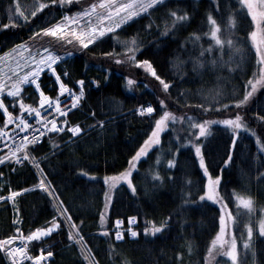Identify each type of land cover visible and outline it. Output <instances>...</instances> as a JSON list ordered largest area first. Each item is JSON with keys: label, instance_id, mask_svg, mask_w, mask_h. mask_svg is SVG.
Masks as SVG:
<instances>
[{"label": "trees", "instance_id": "trees-1", "mask_svg": "<svg viewBox=\"0 0 264 264\" xmlns=\"http://www.w3.org/2000/svg\"><path fill=\"white\" fill-rule=\"evenodd\" d=\"M90 2L91 0H73V4L67 7H71L72 12H75ZM33 3L35 0H0V24L8 23L10 16L18 15L15 12L17 6L21 10H28ZM220 3L221 11L215 12L213 0H169L167 7H179L190 14L189 19L175 34L168 37L159 36V30L164 27V20L156 17H162L163 10L154 13L151 18H136L137 22H129L131 26L121 33L122 39L139 34L144 46L142 55L138 53V58L152 60L161 75L173 80L175 86L170 89L171 95L168 96L163 93L159 81L144 69L129 63L117 64L114 59L103 56V51H111L107 45L95 48L90 45L91 50H80L71 45L62 46L50 37H42L39 41L44 46L51 43L62 56L65 50L72 53L59 62L57 72L62 74L67 70L69 77L62 76V79L72 86L78 79L83 78L85 81L82 106L73 110L69 119L79 122L86 132L72 143H68L64 135L54 137L58 142L60 137H64V142L55 150L49 140L45 139L36 148L34 155L42 158L41 166L48 173V179L56 187L60 199L69 207L73 219L78 224L83 221L81 235L99 264H125V260L131 261L132 264H206L210 243L219 228V210L209 202L197 201L205 178L191 145L180 148L174 169L161 172L165 176L163 183L152 187V170L149 166L156 164V155L159 152L157 147L155 151L150 152L149 157L140 161L138 169L133 173V182L137 187L136 195L124 187L114 193L112 204L106 211V226L112 229L113 222L119 217L125 220L122 225L125 229L127 217L135 215L138 221L133 227L141 232L139 237L128 238L126 235L123 241H114V237H104L98 229L99 214L104 209L105 186L101 178L128 167L130 156L146 138L153 123L147 116L136 115L139 105L151 103L159 111V99H165L170 111L178 116H193L197 120H219L236 111L234 105H230L227 111L213 108L204 111L198 107L213 95L227 103L228 97L233 93L242 92L247 77L257 70L249 53V44L245 42L247 33L251 30L250 17L241 10L238 0H220ZM210 11L216 16L222 29L228 24L229 16L234 19L235 26L231 35L243 49V53L226 49L223 59L226 61L229 55H232L233 60L240 63V68L236 71L230 72L229 67L219 61L216 65L209 61L201 65L188 58L190 53L192 56L198 54L199 45L194 47L187 38L194 32L207 31V14ZM59 14H63V10ZM53 17L59 18L57 11L49 14V10L45 9L38 18H34V23H30L33 28L42 27L45 26L42 20L51 23ZM149 19L154 21L152 31H141L142 25L149 23ZM156 25H159V29ZM29 35L27 26L10 25L7 29L0 28V51H7L12 45L26 40ZM207 42L208 37L202 36L200 43L207 47ZM113 47L119 52L122 46L113 43ZM176 56L183 63H178L174 68L172 64ZM106 69L111 72H106ZM125 77H132L137 81L132 90L125 87ZM93 79L100 82L99 86L92 83ZM42 81L45 91L54 96L56 93L53 88L57 87L53 84L54 78L49 79L47 75H43ZM4 99L6 104L11 101L5 97ZM27 102L32 103L33 100L29 99ZM261 108H264V89H260L243 109L249 125L264 139V122H258L254 116ZM92 111L96 114L95 120H106L103 130L98 127L88 128V125L95 123L91 118ZM179 127L178 122L177 128ZM170 131L171 129L166 130L162 135L163 145L173 139L169 136ZM179 134L185 135L183 132ZM231 135L230 131L225 130V126L213 123L208 125L207 135L199 140L203 144L202 150L210 173L220 174L223 169L222 194L227 196L228 208L233 213L234 234L241 257L245 264H264V236L253 234L250 247H244V240L247 239L245 221L249 220L250 224H253V218L264 209V152L259 150L256 138L242 130L233 150L232 162L225 166L223 161ZM175 147L177 145L173 146L172 151H175ZM12 168L16 170L12 171ZM80 168L95 173L96 179L89 180L81 176L78 171ZM0 171L5 174V185L10 183L13 189L27 188L37 183V173L29 165L20 168L7 165L1 167ZM168 171L172 174L171 180L168 179ZM243 188L245 192L243 195L239 194ZM188 193L194 203L183 206L181 210L182 197ZM235 195L252 198L254 210L251 214L237 205ZM17 200L24 233L44 224L54 214L51 198L39 189L23 193ZM169 212L175 214L170 229L156 236L143 234L146 220H163ZM14 215L12 203L0 202V238L12 233ZM67 232L68 228L64 226L43 241V244L50 246L54 252L49 264H87L81 256V247L69 243ZM110 243L113 245L111 249ZM32 251L36 254L38 246ZM0 264H7L3 253H0Z\"/></svg>", "mask_w": 264, "mask_h": 264}, {"label": "snow or ice", "instance_id": "snow-or-ice-1", "mask_svg": "<svg viewBox=\"0 0 264 264\" xmlns=\"http://www.w3.org/2000/svg\"><path fill=\"white\" fill-rule=\"evenodd\" d=\"M169 0H91L86 6L81 7L72 12L71 7L73 0H35L28 10H21L19 6L15 8L18 14L15 17L10 16L8 23L0 24V28L7 29L12 27L27 26L30 35L26 40L12 45L7 51H0V165H23L26 161L37 171V183L27 188L13 189L9 184L4 183L5 174L0 171V202L12 203L15 215L12 220L13 230L11 234L0 238V253L4 254V258L9 264H25L30 261L31 264H49L50 258L54 252L50 246L44 245L43 241L50 237L54 232L67 226V238L70 244L79 245L81 247V256L87 264H99L94 259L91 248L87 247L81 235V225L73 219L72 213L65 202L60 199V194L56 191V187L52 181L48 179V173L41 166V157L34 155V151L41 144L42 140L47 136L52 149H59L60 143L64 142V137H60L59 142L54 136L63 133L67 137V142L72 143L85 134L86 129L79 122H72L69 115L73 110H78L82 106L85 98V81L83 78L75 81V86L66 83L63 77H69L70 73L65 70L63 73L57 72L58 62H62L64 57L70 56L72 53L65 50L63 56L59 54L54 46L49 43L44 46L39 43L42 37H50L56 43L62 46L71 45L74 49H89L97 46H105L111 48V51H103L101 54L110 57L117 64L129 63L138 68H143L147 73L159 81L163 93L166 96L171 95L170 89L174 87L173 80L166 78L157 71V67L150 59L138 58V53L142 55L144 41L139 34H134L128 38H121V33L127 31L130 23H136L137 19L151 18L154 13L162 11L164 27L159 30L160 37H168L175 34L176 30L181 28L189 19V13L182 11L179 7H167ZM240 8L250 17L251 30L248 31L246 43L249 44V53L252 55L256 71L247 77L243 84L242 92H235L228 97V102L224 103L213 95L204 103L198 105L207 111L209 108L216 110L229 109L230 105H234L236 111L232 115L219 120H197L193 116L177 115L170 111L165 99H159V111L151 103L147 106L139 105L136 112L141 116H147L153 121L150 125V132L146 134V138L139 144L138 148L130 156L128 167L122 171L105 175L103 182L104 191V210L99 214L98 231L104 237H114V241H123L128 235L137 238L141 232L134 228L138 221V217L133 215L127 217L128 225L126 231L122 228L125 220L117 217L113 222V228L106 226V210L112 204L114 192L118 187L126 185L133 195L137 193V187L133 182V171L138 169V165L142 158L149 157L150 152L155 151L159 147L160 151H164L162 144V134L166 130L171 129L169 136L173 139L169 140L167 155L170 158L166 160L167 169H174L176 166V155L180 148L191 145L194 149L195 156L199 161V167L203 170V176L206 181L203 182L202 188L197 196V201L201 203L212 202L219 205L220 228L216 237L212 241V245H221L224 256L229 258L230 264H245L237 248L235 235L230 240H225V232L228 227L226 217L229 221L233 220V213L228 208L227 196L222 194L221 180L223 169L220 174L213 175L209 171V165L206 163L203 144L199 140L208 133V125L220 124L225 126V130L232 133L226 158L223 161L225 166L232 162L233 150L237 145V138L241 130L251 133L256 138V144L261 152H264V139L257 135L256 130L252 128L243 114V109L252 101L260 89H264V0H238ZM213 11H221L220 0H213ZM57 11L59 18L53 17V22L43 21L45 26L33 28L34 18H38L39 14L44 10ZM63 10V14H59ZM71 13V15H69ZM42 19V17H41ZM32 22V23H30ZM154 21L149 19V23L142 25L141 31L151 32ZM208 29L202 33H192L189 38L193 46L199 45V52L196 56L189 54V59L195 60L198 64L205 61L216 65L221 62L229 67V71H236L240 68V63L233 60V56L229 55L228 60H224L226 49L232 50L234 53H243V49L237 45L232 38V30L235 22L232 16L228 17V24L222 29L220 23L217 22L216 16L210 11L207 14ZM159 29V25H156ZM119 30V31H118ZM111 34V35H109ZM202 36L208 37L207 47L201 42ZM113 43L120 44L121 51L117 52ZM91 50V49H89ZM243 60V54L240 57ZM178 63H183L176 56L173 59L172 66L177 67ZM110 73V69H106ZM47 75L49 79L54 77L53 84L55 95H49L45 88L42 87V76ZM108 77L106 76L105 79ZM125 87L129 90L137 84L132 77H125ZM92 83L99 86V81L92 80ZM38 93V97L35 95ZM10 97L9 104L5 103L4 96ZM32 99L33 102H27ZM11 107V110H10ZM18 109V110H17ZM264 108L254 113L258 122H264ZM155 113V115H153ZM95 112H91V118L94 124L88 125V128H100L103 130L106 120H95ZM178 122L180 127L177 128ZM187 127H184V125ZM185 133L181 136L179 133ZM53 134V135H49ZM174 145L175 151H172ZM7 149V151H3ZM46 159V157H43ZM163 163L160 152L156 155V167L151 171L152 187H156L165 181V176L161 174L159 166ZM15 171V168L11 169ZM83 177L89 180H95L96 175L87 169H78ZM168 179H172L170 171L167 172ZM190 183V181H189ZM39 189L51 198L54 207V214L44 224L30 229L24 233L21 224L22 217L19 216L20 209L17 206V198L26 192ZM238 204H242L245 208L252 212L254 210L252 198H245L242 195H235ZM190 203H194L191 194H185L182 197V207ZM174 213L169 212L168 216L163 220H146L143 228L145 236H156L159 233L170 229L174 219ZM248 239L244 240V247H250V240L253 236V227L246 225ZM259 234L264 236V217L259 221ZM243 238V237H242ZM19 242V244H17ZM35 242V243H32ZM38 246V251L33 254L32 249ZM110 243L109 248H112ZM209 254H212V248H209ZM87 253V254H85ZM178 254V258H179ZM255 251L253 250V259ZM125 264H132L131 261L125 260ZM207 264V258H206ZM225 264H228L226 261Z\"/></svg>", "mask_w": 264, "mask_h": 264}, {"label": "rangeland", "instance_id": "rangeland-1", "mask_svg": "<svg viewBox=\"0 0 264 264\" xmlns=\"http://www.w3.org/2000/svg\"><path fill=\"white\" fill-rule=\"evenodd\" d=\"M71 15V14H70ZM58 64H59V62H58ZM143 69V68H142ZM149 74V73H148ZM150 75V74H149ZM54 78V77H53ZM5 98H7V99H9V100H11V98L10 97H7L6 96V94H5V96H4ZM38 97V96H37ZM218 125H220V124H218ZM220 126H223V125H220ZM242 131V130H241ZM164 134V133H163ZM162 134V135H163ZM168 141V140H167ZM168 147H169V141L166 143V144H164L163 145V149H164V151H160V149H159V152H160V155H161V158H162V161H163V163L159 166V170H160V172H162V171H167V168H166V160L168 159V155L166 154L167 153V150H168ZM159 148V147H158ZM173 149V148H172ZM193 151H194V149H193ZM194 155H195V152H194ZM196 157V156H195ZM142 159H144V158H142ZM197 161H198V159H197ZM198 163H199V161H198ZM150 168H151V170H155V167H156V164L155 165H150L149 166ZM149 168V169H150ZM201 171H202V173H203V170L201 169ZM135 172V170L133 171V173ZM205 178V177H204ZM101 180H102V182H103V177L101 178ZM205 181H206V178H205ZM103 184H104V182H103ZM105 186V185H104ZM121 187H124V188H126L127 190H129L128 188H127V186L126 185H123V186H120V187H118V189L119 188H121ZM117 189V190H118ZM116 190V191H117ZM115 191V192H116ZM130 191V190H129ZM114 192V193H115ZM245 192V189L243 188V189H241V191H239V194H242L243 195V193ZM245 198H247L246 196H245ZM209 203H211V204H213L212 202H209ZM237 203V205L238 206H240L246 213H248V214H251V212H249V210L247 209V208H245L242 204H238V202H236ZM214 206H216L217 208H218V210H219V215H220V208H219V205H216V204H213ZM104 210V209H103ZM108 210V209H107ZM106 210V211H107ZM262 217H264V209H262L261 211H260V213H259V215L256 217V218H253V221H254V223L253 224H250V222H249V220H246L245 222H246V224H245V231L247 232V227H246V225H251L252 227H253V234H258V235H260L259 234V221H260V219L262 218ZM233 219H234V217H233ZM226 224L228 225V227H227V229H226V232H225V236H224V238H225V240H230L231 239V236L232 235H235L234 234V221L233 220H231V221H229L228 219H227V217H226ZM128 226V225H127ZM219 228H220V224H219ZM219 228H218V231H219ZM217 231V232H218ZM217 234V233H216ZM261 236V235H260ZM215 237H216V235H215ZM214 237V238H215ZM246 237H247V239H248V236L246 235ZM213 238V239H214ZM213 241V240H212ZM212 241H211V243H210V246H209V248H212V254L210 255H208V258H207V264H225V262L227 261L228 262V264H230V261H229V258L228 257H226V256H224V254H223V251L221 250V245L220 244H217V245H215V246H213L212 245ZM236 242H237V240H236ZM238 248V247H237ZM209 252V251H208Z\"/></svg>", "mask_w": 264, "mask_h": 264}, {"label": "built area", "instance_id": "built-area-1", "mask_svg": "<svg viewBox=\"0 0 264 264\" xmlns=\"http://www.w3.org/2000/svg\"><path fill=\"white\" fill-rule=\"evenodd\" d=\"M74 86H75L77 89H78V87H79V86L75 85V83H74ZM82 103H83V101H82ZM143 105L147 106V104H143ZM136 115H137V116H141V115L138 114L137 112H136ZM62 134H63V133H61V134H59V135H62ZM49 135H53V134H49ZM54 137H56V136H54ZM44 139H48L47 136H46ZM44 139H43V140H44ZM3 151H7V149H4ZM26 164H28L32 169L36 170V168H34V167L32 166V164L28 163L27 161H26L23 165L12 164V166H14V167H23V166L26 165ZM5 165H7V164H5ZM5 165H0V168H1L2 166H5ZM126 229H127V228H126ZM126 229H125V231H126ZM128 237L131 238L130 236H128ZM17 244H19V242H17ZM6 260H7V259H6ZM7 262H8V260H7ZM8 264H9V262H8ZM25 264H31V262H30V261H26Z\"/></svg>", "mask_w": 264, "mask_h": 264}, {"label": "bare ground", "instance_id": "bare-ground-1", "mask_svg": "<svg viewBox=\"0 0 264 264\" xmlns=\"http://www.w3.org/2000/svg\"><path fill=\"white\" fill-rule=\"evenodd\" d=\"M127 227H128V226H127ZM127 227H126V228H127ZM126 228H125V229H126ZM125 229H124V230H125ZM127 236H128V235H127ZM128 238H129V237H128ZM78 246H79V245H78ZM79 247H80V246H79Z\"/></svg>", "mask_w": 264, "mask_h": 264}]
</instances>
